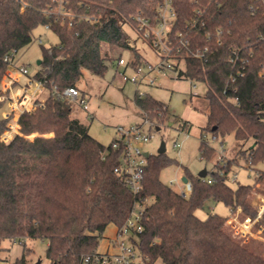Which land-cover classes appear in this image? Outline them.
Returning a JSON list of instances; mask_svg holds the SVG:
<instances>
[{"label":"trees","instance_id":"16d2710c","mask_svg":"<svg viewBox=\"0 0 264 264\" xmlns=\"http://www.w3.org/2000/svg\"><path fill=\"white\" fill-rule=\"evenodd\" d=\"M68 1L69 9L95 14L97 21L75 20L69 27L68 22L41 15L40 10L52 7L53 0H0V86L8 70L4 58L29 45L38 26H48L59 41L42 48L39 69L33 74L43 82V99L22 118L19 134L8 141L0 138V263L5 262L1 257L5 241L23 244L39 239L47 241L48 264H98L93 258L106 227L113 225L119 231L137 200L124 177L115 172L121 150L91 137L86 125L71 118L72 103L57 98L52 90L77 88L83 69L104 76L106 62L113 58L102 54V47L111 52L130 49L124 26L137 12L154 19L159 0ZM173 7V32L188 42L179 52L185 62L180 77L206 87L201 133L216 139L231 135L239 147L252 141L247 150L240 148L237 153L249 166L264 162V2L173 0ZM197 7L203 11L204 25L191 28L187 24ZM205 47V60L193 56L197 48ZM131 49L132 63H140L141 56ZM233 51L238 54L234 67L228 62ZM230 76L235 77L233 82ZM4 104L0 100V111ZM134 104L143 118L155 120L156 125L168 113L167 106L149 94L135 97ZM8 121L0 117V136ZM180 126L185 129L187 123ZM41 129L53 137L28 138ZM199 151L204 158L214 155L203 141ZM236 160H229L222 177L216 171L206 172L205 177L215 179L211 184L184 171L191 192L182 197L159 178L163 169L178 162L165 153L147 155L140 197L149 202L142 210V232L133 242L144 264L157 260L161 264H264V249L234 238L226 217L211 214L202 220L195 215L211 199L229 209L240 208L242 218L256 216L249 203L255 182L236 188L227 183ZM257 177L264 180V173ZM6 264H29L26 252Z\"/></svg>","mask_w":264,"mask_h":264},{"label":"rangeland","instance_id":"374dc122","mask_svg":"<svg viewBox=\"0 0 264 264\" xmlns=\"http://www.w3.org/2000/svg\"><path fill=\"white\" fill-rule=\"evenodd\" d=\"M124 30L130 37V47L139 53L141 61L150 64H156L159 61L156 52L150 48L146 41L138 37L130 26L125 25ZM32 38L31 43L19 49L13 59L14 69L26 67L31 75L39 69L37 61L42 59V48L47 49L59 42L57 36L42 25L33 31ZM131 48H119L111 52L104 45L101 50L102 54L107 53L109 57L113 58L112 62H106L108 69L104 76L97 77L83 69L82 76L77 83L78 90L85 97L87 109L83 110L77 104H71V118L86 125L89 135L104 146H108L117 137L116 128H129L133 125L143 124V116L134 104L136 86L130 82L123 83L119 77V73L122 72L123 68L117 69L113 63L118 56L126 63H130L133 59ZM181 67L183 68L184 66L181 65ZM125 74L127 76L131 75L130 68L126 69ZM24 82V77L20 76L19 83L22 85ZM4 83L5 79L3 78L1 86ZM139 88L140 91L149 94L153 99L162 102L168 108L165 120L151 127L150 131L153 132L154 139L142 146L144 152L155 154L159 144L164 142L165 155L178 162V165L169 166L161 171L160 181L174 192H178L183 185L184 171L194 177L201 170H205L207 173L215 172L217 166L221 163V160L218 159L219 154L223 151L227 164L229 160L237 158L236 162L233 163L235 165L230 168L227 175V183L231 188H236L238 185H252L255 182L251 189V196H249V203L255 210L253 200L264 192V180H257L258 173H264V162L249 166L237 153L240 148L247 150L253 144L252 141H249L243 147H239L231 135L221 139H213L210 133H201L207 112L204 100L205 85L201 82L191 81L183 76L176 77L174 73L167 72L165 75L158 76L154 86L141 85ZM14 92H20L18 86L14 88ZM43 96L40 97V100L43 99ZM7 114L8 103L5 102L0 111V117L5 118ZM153 121L155 122V120ZM9 122L12 123L10 120ZM183 122L187 123L185 129H181L180 126ZM144 127L148 129L147 125H144ZM155 127H158L159 130L157 131ZM39 133H34L28 138L33 139L38 135L48 138L53 137L52 133H45L43 129ZM202 141L214 149L212 157L204 158L201 156L199 146ZM177 143L179 147L176 148L175 144ZM234 175H236V180L233 178ZM170 182L172 185H170ZM256 184L258 185L257 187L255 186ZM211 214L227 217L229 208L223 203L208 199L202 208L195 212V215L202 220ZM239 218L241 220L245 219L242 218L241 209ZM258 224L262 225L261 220ZM115 232L116 230L113 226L105 229L99 242L98 251H105L107 242L110 244V250H113L112 243H114ZM260 236L264 240V231ZM123 242L126 246L134 248V264H142L138 250L133 244V242H137V236H124ZM248 242H253L254 245L264 249V241L262 242V240L250 237ZM3 247L4 251L1 253V257L5 262L0 264H6V262H12L20 258L23 252H26V260L29 264H48L45 258L46 240H25L23 244L5 241ZM154 264H161V261L157 260Z\"/></svg>","mask_w":264,"mask_h":264},{"label":"built area","instance_id":"2783aa9c","mask_svg":"<svg viewBox=\"0 0 264 264\" xmlns=\"http://www.w3.org/2000/svg\"><path fill=\"white\" fill-rule=\"evenodd\" d=\"M260 1L262 3L264 2V0ZM53 2L54 5L52 7L40 10L41 15H51L56 17V20L63 23L68 22L69 27L72 26L75 20H85L88 23H94L98 19L95 14H89L87 12L76 13L72 11L68 7V0H53ZM78 3L85 5L86 9L91 6L84 1H79ZM251 10L253 13L254 9L251 8ZM155 14V18L152 19L150 16H144L141 12H137L130 17L129 26L138 37L146 41L150 48L156 52L159 61L156 64H150L144 61L133 64L132 61L126 63L121 57L115 61V67L117 69L123 68L122 72L119 73L120 80L123 83L130 82L136 86L135 97L137 98H143L146 95V93L140 91L139 87L141 85L154 86L159 75H165L167 72H170L174 73L176 77H180V74L185 71V62L179 52L188 42L183 39L181 33L173 32L176 20L173 0H159L155 9ZM202 14L203 11L201 8L197 7L194 9V16L188 21L187 25L191 28L203 26L204 21H202ZM45 28L49 29L48 26H45ZM206 52L207 47L203 49L197 48L193 56L203 61L205 60ZM13 59L14 57L11 56H6L4 58V60L8 62V70L4 77L5 83L1 86L2 94L0 95V100L8 103V114L5 118L12 121V123L8 121L10 124L8 123L7 130L0 136L4 141H8L12 139L14 135L19 134L22 118L27 113L35 110L37 102H41L40 97L44 94L43 82L29 74L26 67L14 69ZM237 60L238 54L236 51H233L228 62L234 67L237 64ZM181 65L184 67L182 68ZM128 68L131 70L130 76L125 74ZM236 74H238V76L242 75L240 71H237ZM20 76H23L25 80L22 85L19 83ZM230 77L233 82L235 77ZM16 86H18L20 90L19 93L14 92ZM52 93L57 98L77 104L83 110L87 109L85 97L77 88L70 87L62 92L53 89ZM144 125H147L148 129H145ZM154 126H156L154 121L143 118V124L141 125H133L129 128H116L117 137L111 142V147L113 149H120L121 155L119 165L115 169V172L124 177L129 189L132 194L137 197V200L124 226L117 231L116 244L119 252L113 255L105 253L94 256L93 260L98 264H134V248L132 246H126L123 242V237H131L142 232V210L149 202L147 198L140 197L143 171L147 158V156H144L147 152L142 150V146L154 139V134L150 131L151 127ZM212 138L216 139L215 137ZM175 147H179V144H175ZM218 159L221 160V163L217 166L216 173L219 177H222L227 167V160L223 151L220 152ZM233 178L236 180V175H234ZM202 179L208 184L215 182L212 176H207ZM170 185H172L171 182ZM255 186L257 187L258 185L256 184ZM190 192L191 184L189 181H186L183 182L182 188L179 189L177 193L182 197H187ZM253 205L256 210V216L252 219L245 218L241 220V218H239V208L235 210L229 209V215L226 217L225 225L229 232L242 243H247L250 237L262 240V242L264 241L260 236L264 231V226L258 224L260 220L262 221L264 219V192L261 196H257V198L253 200ZM140 258L142 264H144L141 256ZM88 260L89 258L86 259V261Z\"/></svg>","mask_w":264,"mask_h":264},{"label":"crops","instance_id":"0c3cea01","mask_svg":"<svg viewBox=\"0 0 264 264\" xmlns=\"http://www.w3.org/2000/svg\"><path fill=\"white\" fill-rule=\"evenodd\" d=\"M109 226H113V225H108L107 227H109ZM107 227H106V229H107ZM114 228H115V230H116V232H115V238H114V243H112V245H113V250H110V244L107 242V245H106V249H105V251H98V249H97V253L98 254H105V253H107V254H111V255H113V254H117L118 252H119V249H118V247H117V244H116V235H117V228L115 227V226H113ZM104 233V232H103Z\"/></svg>","mask_w":264,"mask_h":264},{"label":"water","instance_id":"95a60500","mask_svg":"<svg viewBox=\"0 0 264 264\" xmlns=\"http://www.w3.org/2000/svg\"><path fill=\"white\" fill-rule=\"evenodd\" d=\"M37 65H40V61H37ZM156 130L158 131L159 128L157 127ZM158 154H163L165 153V144L164 142H161L159 144L158 150H157ZM144 156H147V153L144 154ZM199 178H204L206 176V171L205 170H201L198 175ZM187 180L183 177V182H186Z\"/></svg>","mask_w":264,"mask_h":264}]
</instances>
